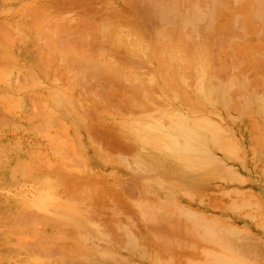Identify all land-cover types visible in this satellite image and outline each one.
<instances>
[{"label":"rangeland","instance_id":"374dc122","mask_svg":"<svg viewBox=\"0 0 264 264\" xmlns=\"http://www.w3.org/2000/svg\"><path fill=\"white\" fill-rule=\"evenodd\" d=\"M0 264H264V0H0Z\"/></svg>","mask_w":264,"mask_h":264}]
</instances>
